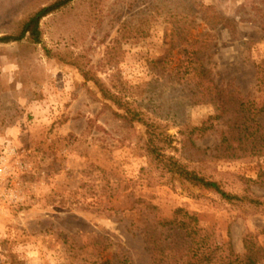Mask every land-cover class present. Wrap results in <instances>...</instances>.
Segmentation results:
<instances>
[{
    "label": "rangeland",
    "instance_id": "374dc122",
    "mask_svg": "<svg viewBox=\"0 0 264 264\" xmlns=\"http://www.w3.org/2000/svg\"><path fill=\"white\" fill-rule=\"evenodd\" d=\"M55 1L0 0V37ZM40 29L38 45L0 44V264L9 251L23 264H152L147 238L174 219L237 255L248 234L264 247V157L216 150L219 103L201 91L256 92L264 0H74ZM151 138L241 201L169 173Z\"/></svg>",
    "mask_w": 264,
    "mask_h": 264
},
{
    "label": "trees",
    "instance_id": "16d2710c",
    "mask_svg": "<svg viewBox=\"0 0 264 264\" xmlns=\"http://www.w3.org/2000/svg\"><path fill=\"white\" fill-rule=\"evenodd\" d=\"M74 0H56L41 7L33 15L23 21L11 35L0 37V44L20 43L28 38L34 44L41 43V21L49 15L56 13ZM200 61V60H198ZM204 59L201 60L203 64ZM203 73L209 71L202 65ZM88 80H92L89 73H84ZM209 82V81H208ZM210 83H212L210 81ZM213 85V84H212ZM203 101L215 100L219 103L220 115L215 120L220 122L215 126V132L219 138L216 150L228 159H242L247 157H264V59L256 64V92L243 94L233 85H219L207 87L202 81ZM100 92L105 100L113 103L120 109H124V119L136 122L138 116L132 112L129 103L125 101L124 92H112L100 85ZM215 90V98L209 99ZM184 135V132L180 133ZM171 143V142H170ZM149 152L153 160L163 164L164 168L173 175H178L183 180L201 189L217 193L226 201H241L237 196L226 193L221 186L214 181L200 177L195 172L189 171L178 159L167 156L163 147L151 138ZM250 204H259L253 199ZM179 210L178 214H181ZM177 214V215H178ZM188 213L186 216L188 217ZM191 218V217H190ZM191 222L197 221L193 217ZM213 233L204 231L197 225L189 226L184 221L178 223L173 220L161 225L160 231L153 232L147 239L151 246L152 264H264V247L259 244L258 236L248 234L244 238L245 253L237 255L232 243L219 245L213 241ZM6 261L3 264H23L12 251L7 252Z\"/></svg>",
    "mask_w": 264,
    "mask_h": 264
}]
</instances>
